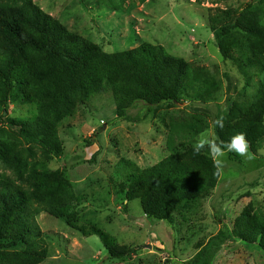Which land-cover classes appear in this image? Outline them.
<instances>
[{
  "label": "rangeland",
  "instance_id": "374dc122",
  "mask_svg": "<svg viewBox=\"0 0 264 264\" xmlns=\"http://www.w3.org/2000/svg\"><path fill=\"white\" fill-rule=\"evenodd\" d=\"M47 14L71 32L100 44L106 52L128 50L144 42L163 45L192 68H203L215 77L218 90L211 100L184 95V100L164 106L144 121L116 119L110 90L89 98L73 95L68 115L58 135L61 151L51 153L41 143L25 141L19 127L0 122V142L17 143L30 160L48 161L53 171L69 182L66 200L78 225L97 226L119 244L136 247L132 258L114 259L98 235L86 236L48 212L35 221L47 233L49 253L41 264H180L201 245L222 238L233 230L245 212L264 224V144L238 160L228 151L220 166L219 182L208 195L181 203L174 211L175 223L148 219L140 198H127L125 161L146 168L172 151L167 145L174 124L196 123L201 131L186 145L193 147L202 134L215 141L216 122L230 126L243 117L256 98L263 73L250 69L245 75L225 59L210 22V9L220 8L241 15L254 31L236 30L224 38L228 45L255 48L264 61V0H34ZM37 103L14 102L7 118L29 117ZM139 108L131 110L135 116ZM179 142V141H177ZM188 149L176 147L175 152ZM96 154V155H95ZM212 154V153H211ZM213 157V155H212ZM214 158V157H213ZM215 160V159H214ZM14 166L0 159V173L14 174ZM235 235L219 248L214 264H264V236L245 240ZM212 240V241H213ZM22 245L3 249L12 253Z\"/></svg>",
  "mask_w": 264,
  "mask_h": 264
},
{
  "label": "trees",
  "instance_id": "16d2710c",
  "mask_svg": "<svg viewBox=\"0 0 264 264\" xmlns=\"http://www.w3.org/2000/svg\"><path fill=\"white\" fill-rule=\"evenodd\" d=\"M210 26L225 59L233 61L245 75L250 69L263 73L255 100L243 117L223 128L215 126V143L222 146L238 132L245 134L254 150L264 144V61L255 48L228 45L224 38L234 29L254 31L242 16L228 9L209 10ZM110 90L116 104V119L144 121L153 111L173 106L184 95L211 100L218 90L215 77L203 68H192L163 45L144 42L115 52L79 34L43 11L34 0H0V122L19 127L21 137L41 143L51 153L61 151L58 131L70 115L73 95L82 98ZM14 102L37 103L39 110L29 117L7 118ZM139 108L133 116L131 110ZM196 123L174 124L167 145L172 153L160 162L140 168L125 161L127 198H140L148 219L175 223V209L183 202L208 195L216 188L220 169L207 146L199 153L186 148L201 131ZM179 141V142H177ZM188 149L175 152L176 147ZM230 157L240 159L235 152ZM96 155V154H95ZM0 159L10 160L13 175L0 173V264H41L47 258V233L36 223L45 211L86 236L98 235L114 259L132 258L136 247L121 245L102 228L78 225L66 198L69 182L61 171H53L43 159L30 160L17 143L0 142ZM245 240L264 236V224L250 212L236 221L222 238L201 245L198 252L180 264H214L222 244L235 235ZM22 245L12 253L10 249Z\"/></svg>",
  "mask_w": 264,
  "mask_h": 264
},
{
  "label": "clouds",
  "instance_id": "9594fccd",
  "mask_svg": "<svg viewBox=\"0 0 264 264\" xmlns=\"http://www.w3.org/2000/svg\"><path fill=\"white\" fill-rule=\"evenodd\" d=\"M219 127L223 128V122H216ZM207 146L212 153L217 168H220L222 161L219 159L224 156V151L222 150V146L217 145L215 141L211 138L210 134L205 133L199 137L194 144V151L199 153L202 149ZM228 149V151L235 152L239 156H247L248 159H251V156L248 155V142L245 138V134L243 132L235 133L230 137V140L224 145Z\"/></svg>",
  "mask_w": 264,
  "mask_h": 264
}]
</instances>
